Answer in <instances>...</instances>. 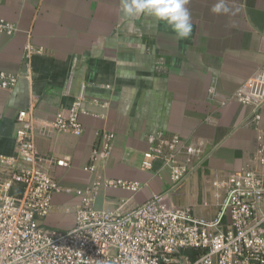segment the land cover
Returning a JSON list of instances; mask_svg holds the SVG:
<instances>
[{
  "label": "crops",
  "instance_id": "crops-1",
  "mask_svg": "<svg viewBox=\"0 0 264 264\" xmlns=\"http://www.w3.org/2000/svg\"><path fill=\"white\" fill-rule=\"evenodd\" d=\"M214 3L189 0L193 30L181 40L150 16L125 17L120 0H0V20L19 29L0 34V71L18 77L13 88L0 89V155L14 153L15 117L31 100L44 119L78 97L98 103L87 106L97 116L80 117V137L37 140L40 154L69 164L53 169L61 190L42 220L45 229L65 233L74 227L79 192L94 179L83 167L98 130L115 135L106 178L148 183L134 194L102 188L98 208L129 197L130 205H138L167 193L171 205L187 207L198 218L216 217L223 183L252 153L255 131L241 125L250 107L236 101L217 106L207 89L214 79L223 98L246 90L262 104L264 130V0H228V15L212 13ZM27 44L44 49L47 57L28 60ZM208 117L212 123L204 122ZM157 135L197 139L209 153L178 192H169V174L160 162L153 172L139 168Z\"/></svg>",
  "mask_w": 264,
  "mask_h": 264
},
{
  "label": "built area",
  "instance_id": "built-area-1",
  "mask_svg": "<svg viewBox=\"0 0 264 264\" xmlns=\"http://www.w3.org/2000/svg\"><path fill=\"white\" fill-rule=\"evenodd\" d=\"M18 31L16 24L0 20V34L12 36ZM24 52L28 60L47 57L44 49L31 44ZM17 82L16 75L0 71V89H11ZM207 98L220 107L230 101L250 107L241 125L255 131L252 153L223 183L224 198L214 219L198 218L187 207L169 204L167 193L153 194L138 205H130L129 197L113 202V208H98L102 188L134 194L148 186L106 178L115 135L98 130L83 167L94 179L79 192L74 227L65 233L45 229L42 220L52 210L53 195L61 190L53 169L69 164L40 154L36 143L61 134L80 137V117L97 116L87 106L98 103L78 97L44 119L36 113L35 99L31 100L29 108L18 111L15 117L14 153L0 155V264H264L262 104L244 89L223 98L214 79ZM204 122L212 123L209 117ZM204 145L197 139L178 141L157 135L143 153L139 168L153 172L160 162L169 174V192H178L209 157ZM218 181L215 176L216 186Z\"/></svg>",
  "mask_w": 264,
  "mask_h": 264
},
{
  "label": "clouds",
  "instance_id": "clouds-1",
  "mask_svg": "<svg viewBox=\"0 0 264 264\" xmlns=\"http://www.w3.org/2000/svg\"><path fill=\"white\" fill-rule=\"evenodd\" d=\"M189 0H120V10L125 17L150 16L156 22L168 26L178 39H188L193 30ZM212 13L228 15L231 9L228 0H216Z\"/></svg>",
  "mask_w": 264,
  "mask_h": 264
}]
</instances>
